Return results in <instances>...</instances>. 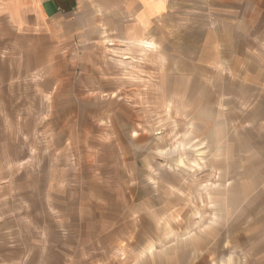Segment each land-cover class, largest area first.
Segmentation results:
<instances>
[{"label":"crops","instance_id":"1","mask_svg":"<svg viewBox=\"0 0 264 264\" xmlns=\"http://www.w3.org/2000/svg\"><path fill=\"white\" fill-rule=\"evenodd\" d=\"M141 50L148 70L131 61ZM141 84L213 138L232 188L209 198L243 211L233 240L146 258L163 179L145 176ZM4 184L27 205L43 195L64 248L80 249L63 264H264V0H0V201Z\"/></svg>","mask_w":264,"mask_h":264},{"label":"rangeland","instance_id":"2","mask_svg":"<svg viewBox=\"0 0 264 264\" xmlns=\"http://www.w3.org/2000/svg\"><path fill=\"white\" fill-rule=\"evenodd\" d=\"M151 47L153 48L152 45ZM146 48H150L148 44ZM149 53L147 50H141L136 59L129 57L133 58L131 61L134 60L135 64H143V69L148 70L153 64ZM166 63L163 57L162 66ZM135 64L132 66L135 67ZM144 75L152 77L149 71ZM140 86H144L146 99L140 108L139 130L144 134L140 138V141H144L141 148L145 150L147 157L151 156L145 163V176L157 181L160 178H176V184L171 186L163 180V185H153L156 189L161 188L163 209L162 215L155 218V224L158 226L154 230L155 233H147L146 258H150L149 251L166 252V247L185 246L186 242L198 240L203 235L211 236V241L225 238L227 241L233 240L235 233L226 234L225 231L235 224V217L244 218L240 216L243 211L238 212L239 216H236L228 205L221 207L209 198L219 190L228 196L232 188V175L228 169L226 175L217 170V153L213 152L210 146L213 138H206L198 131L199 127L195 121L177 116L176 108L170 101L161 99L162 102L157 100L159 102L153 103V97L149 96L154 84ZM156 96L154 95L155 98H160ZM4 168L7 170L5 165ZM249 176L243 166L241 177L244 183ZM9 180L10 178L7 182H10ZM171 192L173 198H178V207L172 211L164 201L169 198ZM41 196L43 195H34L27 205L24 193L15 194L9 184L3 185L0 201V264H63L67 256L72 258L79 254L78 248H64L61 241L65 233L57 232L55 213L44 205ZM247 203L249 202H242L243 205ZM203 226L210 228L204 229ZM119 255L126 259L125 252L121 251ZM241 259L242 264H245L242 257ZM232 264H235L233 258Z\"/></svg>","mask_w":264,"mask_h":264}]
</instances>
